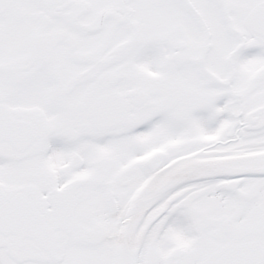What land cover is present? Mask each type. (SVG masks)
Listing matches in <instances>:
<instances>
[{
    "label": "snow or ice",
    "instance_id": "snow-or-ice-1",
    "mask_svg": "<svg viewBox=\"0 0 264 264\" xmlns=\"http://www.w3.org/2000/svg\"><path fill=\"white\" fill-rule=\"evenodd\" d=\"M0 264H264V0H0Z\"/></svg>",
    "mask_w": 264,
    "mask_h": 264
}]
</instances>
